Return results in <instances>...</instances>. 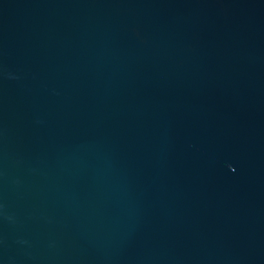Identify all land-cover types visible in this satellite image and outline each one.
<instances>
[{
	"label": "water",
	"instance_id": "obj_1",
	"mask_svg": "<svg viewBox=\"0 0 264 264\" xmlns=\"http://www.w3.org/2000/svg\"><path fill=\"white\" fill-rule=\"evenodd\" d=\"M0 264H264V0H0Z\"/></svg>",
	"mask_w": 264,
	"mask_h": 264
}]
</instances>
